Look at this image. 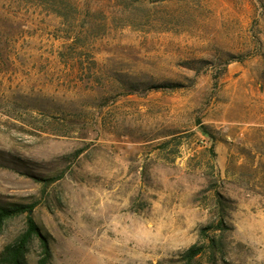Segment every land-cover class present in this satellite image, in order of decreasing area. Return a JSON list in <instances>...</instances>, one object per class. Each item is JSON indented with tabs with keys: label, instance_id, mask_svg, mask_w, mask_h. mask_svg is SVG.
I'll use <instances>...</instances> for the list:
<instances>
[{
	"label": "rangeland",
	"instance_id": "obj_1",
	"mask_svg": "<svg viewBox=\"0 0 264 264\" xmlns=\"http://www.w3.org/2000/svg\"><path fill=\"white\" fill-rule=\"evenodd\" d=\"M13 203L48 264H264V0H0Z\"/></svg>",
	"mask_w": 264,
	"mask_h": 264
},
{
	"label": "trees",
	"instance_id": "obj_2",
	"mask_svg": "<svg viewBox=\"0 0 264 264\" xmlns=\"http://www.w3.org/2000/svg\"><path fill=\"white\" fill-rule=\"evenodd\" d=\"M33 205L13 203L0 206V230L10 220L24 216V230L15 240L3 247L0 252V264H26V256L33 240L39 243L41 258L38 264H48L51 251L46 239L40 234L39 228L32 217ZM201 248L191 247L184 254L183 264H194V258L201 253Z\"/></svg>",
	"mask_w": 264,
	"mask_h": 264
}]
</instances>
